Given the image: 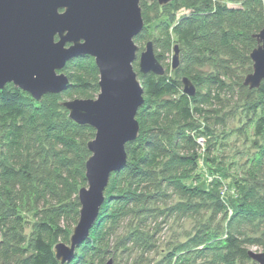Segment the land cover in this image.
<instances>
[{
  "label": "trees",
  "instance_id": "16d2710c",
  "mask_svg": "<svg viewBox=\"0 0 264 264\" xmlns=\"http://www.w3.org/2000/svg\"><path fill=\"white\" fill-rule=\"evenodd\" d=\"M228 2L140 0L143 27L134 42L140 47L152 42L164 74H141L133 63L144 98L136 113L139 133L125 145V164L110 175L88 237L64 264L109 259L112 264H170L182 254L189 264V251L187 259L236 264L249 260V248L261 244L258 237L231 229L217 238L210 224L200 223L173 253L151 257L160 220L209 208L226 213L228 199L221 198L219 179L202 183L198 169L200 159L209 166L223 157L221 130L235 114L245 119L235 130L239 135L250 130L258 148L244 169L246 178L251 183L264 178V143L257 141L264 142V81L252 89L243 85L252 71L249 55L256 35L264 27V0ZM175 46L180 64L171 70ZM62 72L69 80L66 90L40 101L12 83L0 89V264H60L54 245L69 244L78 221L77 194L86 186L90 156L86 145L95 130L71 120L61 101L95 98L99 72L87 55L69 60ZM183 78L194 86L192 96L183 92ZM216 172L225 178L224 171ZM172 196L178 201L162 207ZM229 202L231 225L248 209L246 199Z\"/></svg>",
  "mask_w": 264,
  "mask_h": 264
},
{
  "label": "water",
  "instance_id": "95a60500",
  "mask_svg": "<svg viewBox=\"0 0 264 264\" xmlns=\"http://www.w3.org/2000/svg\"><path fill=\"white\" fill-rule=\"evenodd\" d=\"M153 1V0H150ZM172 0H157L160 5ZM140 0H0V89L7 83L40 101L45 94H60L69 84L62 72L78 56L94 59L99 72L95 98L61 101L71 120L95 130L87 142L86 186L78 190L79 217L69 244L54 245L55 258L70 262L76 248L88 237L104 202L111 173L126 162L125 145L136 139L138 108L143 88L141 74L163 75L164 67L154 54L152 42L140 52L134 38L143 27ZM257 46L249 57L252 71L243 85L250 89L264 81V27L256 35ZM178 64L174 47L171 67ZM183 92L195 88L183 78ZM248 257L264 264V252L249 250ZM105 264H112L109 259Z\"/></svg>",
  "mask_w": 264,
  "mask_h": 264
},
{
  "label": "rangeland",
  "instance_id": "374dc122",
  "mask_svg": "<svg viewBox=\"0 0 264 264\" xmlns=\"http://www.w3.org/2000/svg\"><path fill=\"white\" fill-rule=\"evenodd\" d=\"M228 2V0H225ZM139 51L144 49L143 45L140 47L139 44L135 43ZM135 62H138L137 60ZM172 57L168 60L169 67L171 70L176 68L171 67ZM73 99L72 98H65ZM245 123L244 118H240V115L235 114L230 118L229 123L222 129L224 131V139L221 140V145L218 147L223 151V157L220 158L216 156L215 164L206 165L202 159H200L198 174L203 179V182L214 181V179H219L220 185L219 190L221 193L222 199H228L226 201V213L220 212L215 213L216 209H206L200 211L197 215L193 216H182L181 214H175L171 217H166L160 220L155 226V233L157 238V251L151 255L152 258L160 260V258L173 253L175 248L183 243L188 236H190L194 229L199 226L200 223H206L211 225V233L217 235V238L224 237L225 232L228 229L231 231H239L241 234L261 239V244L259 246H251L249 250L254 252H264V178L261 182L251 183L249 179L246 178L247 175L244 173V169L248 166V162L253 157L257 156L258 148L254 147L253 141L255 138L252 137L250 130H247L243 135H239L235 128L241 129ZM221 132H219L220 134ZM259 144L264 143L262 140H257ZM200 144L202 140L200 139ZM202 146V145H201ZM202 152V151H201ZM216 155V154H214ZM214 169V170H213ZM216 171H224L225 178H220L217 175ZM198 179V178H197ZM195 179V180H197ZM192 181H194L192 179ZM187 183H190L189 181ZM253 187L254 189H250ZM246 199L247 202V214L244 218H239V220H234L230 225V218L233 215V209L230 206L233 202L237 203L241 199ZM178 201L177 196H172L166 205L162 207L171 206ZM229 204V205H228ZM237 206V205H236ZM215 213V216H214ZM192 252H186V261H189V264H210L204 261L205 257L198 259L190 258L189 255ZM185 254L176 257L175 264H184ZM175 257L170 262L173 264ZM200 259V260H199ZM209 259V256H208ZM179 261V262H178ZM187 263V262H186ZM185 263V264H186ZM168 264V262L166 263ZM236 264H258L252 259L245 260L242 262H237Z\"/></svg>",
  "mask_w": 264,
  "mask_h": 264
}]
</instances>
